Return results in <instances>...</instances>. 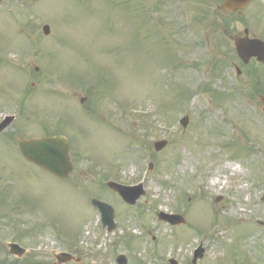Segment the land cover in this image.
Instances as JSON below:
<instances>
[{
  "label": "rangeland",
  "instance_id": "rangeland-1",
  "mask_svg": "<svg viewBox=\"0 0 264 264\" xmlns=\"http://www.w3.org/2000/svg\"><path fill=\"white\" fill-rule=\"evenodd\" d=\"M218 4L1 1L0 56L15 61L23 53L17 48L27 47L26 53L38 52L39 63H52L47 90L55 96L38 94V104L65 113L74 170L67 182L57 180L20 157L17 144L7 137L15 126L0 136V258L28 264V255L16 259L3 249L14 235L38 264L55 263L47 249L74 250L80 264H116L119 254L129 264H168L170 258L191 264L192 251L201 243L205 260L199 264H235L233 258L241 253L254 260L263 254L264 147L259 140L249 141L253 147L239 139L242 128L253 131L257 120L245 109L249 98L240 96V79L248 80V67L236 58L233 42L245 28L264 40V0L253 1L242 14L245 23L232 20L227 33L212 27L227 22L215 13ZM44 26L50 27L48 37ZM13 72L0 70V75ZM98 76L108 85L98 87ZM168 78L183 90L176 103ZM10 79L19 81V76ZM16 89L18 85L0 93V109L22 103ZM82 98H87L83 105ZM132 109L150 114L131 116ZM7 113L14 111H0V118ZM185 115L189 124L180 134L172 127L179 129L176 122ZM31 124L26 131L34 133ZM162 139L168 145L156 153L153 144ZM149 161L154 168L145 195L133 208L103 189L104 173L123 185L135 183ZM217 177L219 183L213 185ZM96 197L112 205L116 223L115 231L103 232L98 242L100 223L91 206ZM161 212L181 215L186 226L160 222ZM231 220L235 223L229 228Z\"/></svg>",
  "mask_w": 264,
  "mask_h": 264
},
{
  "label": "flooded vegetation",
  "instance_id": "flooded-vegetation-1",
  "mask_svg": "<svg viewBox=\"0 0 264 264\" xmlns=\"http://www.w3.org/2000/svg\"><path fill=\"white\" fill-rule=\"evenodd\" d=\"M44 63V62H43ZM38 62V56L33 55H24L20 56L18 60H11L10 57L0 56V70L5 69H12L16 72L18 71L22 75V79L19 78V81L12 80L7 77L0 76V93L5 90H10V86L14 87L15 85H20L23 87V105H18L16 108H19V113L22 114L24 110H30L29 104L33 100L34 92L36 94L43 95L46 92V88L50 86L49 84V68L48 62L46 64ZM21 79V80H20ZM29 86V87H28ZM244 96L248 97L246 101L251 104L249 106V110L253 111L254 116L256 117L257 122L255 121L254 130L250 127H243L242 135L243 138L239 136V139L246 140V144L250 142H259L261 143L262 147H264V74L258 76L257 83L249 88V90H244L242 93ZM254 119V117H253ZM25 119H21L17 123V127L20 128L23 124ZM250 123L249 121L246 124ZM26 128L24 130L26 131ZM22 130L17 139L25 138L26 134L25 131ZM28 132V131H26ZM63 133V130H62ZM54 130L51 127L48 129L47 132L41 134V136H53ZM32 136H28L27 138H31ZM264 157V152H261ZM259 249L256 250L258 252ZM264 252V250L262 251ZM255 256V255H254ZM263 254L259 255L255 260L249 259V261L256 262V264H262L264 257ZM262 257V258H261ZM247 262V260H246Z\"/></svg>",
  "mask_w": 264,
  "mask_h": 264
},
{
  "label": "water",
  "instance_id": "water-1",
  "mask_svg": "<svg viewBox=\"0 0 264 264\" xmlns=\"http://www.w3.org/2000/svg\"><path fill=\"white\" fill-rule=\"evenodd\" d=\"M252 0H224L223 9L231 13L242 10ZM46 35L49 34V27L44 28ZM246 34H248L246 32ZM236 48L239 57L247 64L251 58H257L258 61L264 63V43L259 40L238 39L236 41ZM187 121L185 124L187 125ZM166 146L165 143H158L156 150L160 151ZM20 147L23 155L27 160L33 162L45 171L63 179H67L72 171V164L69 156V144L62 138L31 140L30 142H20ZM121 195H124L120 190L115 189ZM133 203V201H129ZM104 209L102 206H100ZM165 220L172 219L165 217ZM182 223L184 221L180 219ZM171 221V220H169ZM174 224L175 222H172ZM11 254L22 256V252L12 248ZM63 261V260H62Z\"/></svg>",
  "mask_w": 264,
  "mask_h": 264
},
{
  "label": "bare ground",
  "instance_id": "bare-ground-1",
  "mask_svg": "<svg viewBox=\"0 0 264 264\" xmlns=\"http://www.w3.org/2000/svg\"><path fill=\"white\" fill-rule=\"evenodd\" d=\"M232 170L235 171L236 169H232ZM218 183H219L218 180H214V181L212 182L213 185H216V184H218Z\"/></svg>",
  "mask_w": 264,
  "mask_h": 264
}]
</instances>
